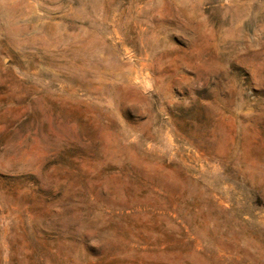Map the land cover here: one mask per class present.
Instances as JSON below:
<instances>
[{
	"label": "rangeland",
	"instance_id": "rangeland-1",
	"mask_svg": "<svg viewBox=\"0 0 264 264\" xmlns=\"http://www.w3.org/2000/svg\"><path fill=\"white\" fill-rule=\"evenodd\" d=\"M0 264H264V0H0Z\"/></svg>",
	"mask_w": 264,
	"mask_h": 264
}]
</instances>
